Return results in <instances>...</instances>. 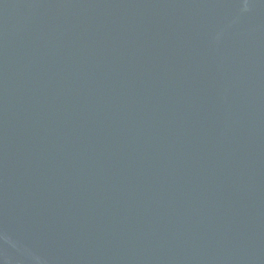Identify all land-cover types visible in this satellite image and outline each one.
Listing matches in <instances>:
<instances>
[{"label": "water", "instance_id": "1", "mask_svg": "<svg viewBox=\"0 0 264 264\" xmlns=\"http://www.w3.org/2000/svg\"><path fill=\"white\" fill-rule=\"evenodd\" d=\"M0 264H264V0H0Z\"/></svg>", "mask_w": 264, "mask_h": 264}]
</instances>
